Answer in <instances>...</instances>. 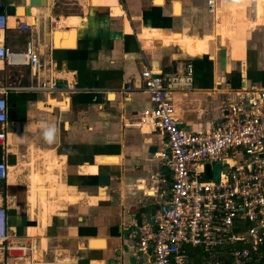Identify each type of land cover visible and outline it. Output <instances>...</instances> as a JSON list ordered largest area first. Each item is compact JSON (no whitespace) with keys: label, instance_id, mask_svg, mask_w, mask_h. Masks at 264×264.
I'll list each match as a JSON object with an SVG mask.
<instances>
[{"label":"crops","instance_id":"obj_1","mask_svg":"<svg viewBox=\"0 0 264 264\" xmlns=\"http://www.w3.org/2000/svg\"><path fill=\"white\" fill-rule=\"evenodd\" d=\"M155 1L3 0L5 45L23 51L32 41L41 70L4 63L0 85L57 86L4 94L0 203L9 241L37 261L145 259L134 252L137 227L158 211L171 182L166 161L154 155L165 139L140 122L151 106L140 89L145 66L180 71L192 62L193 88L172 94L188 131L214 124L220 91L264 87V0H212L214 13L208 0Z\"/></svg>","mask_w":264,"mask_h":264},{"label":"built area","instance_id":"obj_2","mask_svg":"<svg viewBox=\"0 0 264 264\" xmlns=\"http://www.w3.org/2000/svg\"><path fill=\"white\" fill-rule=\"evenodd\" d=\"M207 4L214 13V2ZM7 18L0 0V67L26 65L38 73L39 53L32 41L23 51L5 45ZM140 78V89L151 103L140 122L150 124L165 139V148L154 155L166 161L171 182L158 211L137 227L134 252L144 255L141 264H189L188 246L208 252L209 258L220 248L217 256L225 255L228 261L206 264H248L251 254L264 247V87L246 84L220 91L214 124L188 131L179 126L172 94L193 88L192 62L180 71L145 66ZM132 88L126 83L125 89ZM16 90L52 92L57 86L52 80L0 85V145L6 139L4 94ZM7 170V163L0 160V179L6 178ZM7 230L6 208L0 203V264H9L8 258L49 264L34 259L26 246L10 242Z\"/></svg>","mask_w":264,"mask_h":264},{"label":"trees","instance_id":"obj_3","mask_svg":"<svg viewBox=\"0 0 264 264\" xmlns=\"http://www.w3.org/2000/svg\"><path fill=\"white\" fill-rule=\"evenodd\" d=\"M186 251L189 257V264H206L208 259V252L197 247H187ZM218 252H222L220 248H216L213 251L215 256H212V260L228 261L225 255L217 256ZM248 264H264V247L259 249L257 252L252 253Z\"/></svg>","mask_w":264,"mask_h":264},{"label":"water","instance_id":"obj_4","mask_svg":"<svg viewBox=\"0 0 264 264\" xmlns=\"http://www.w3.org/2000/svg\"><path fill=\"white\" fill-rule=\"evenodd\" d=\"M8 11L11 12L12 8L8 7ZM206 175L209 176V166L206 167Z\"/></svg>","mask_w":264,"mask_h":264},{"label":"bare ground","instance_id":"obj_5","mask_svg":"<svg viewBox=\"0 0 264 264\" xmlns=\"http://www.w3.org/2000/svg\"><path fill=\"white\" fill-rule=\"evenodd\" d=\"M161 2V0H158V1H155V3H160ZM162 3V2H161ZM93 244V243H92Z\"/></svg>","mask_w":264,"mask_h":264}]
</instances>
